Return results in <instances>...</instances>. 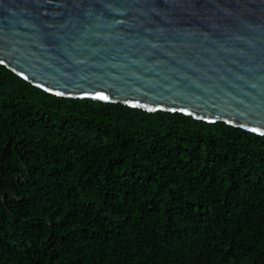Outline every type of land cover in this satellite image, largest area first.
<instances>
[{
	"label": "trees",
	"instance_id": "1",
	"mask_svg": "<svg viewBox=\"0 0 264 264\" xmlns=\"http://www.w3.org/2000/svg\"><path fill=\"white\" fill-rule=\"evenodd\" d=\"M0 264H264V136L0 65Z\"/></svg>",
	"mask_w": 264,
	"mask_h": 264
},
{
	"label": "water",
	"instance_id": "2",
	"mask_svg": "<svg viewBox=\"0 0 264 264\" xmlns=\"http://www.w3.org/2000/svg\"><path fill=\"white\" fill-rule=\"evenodd\" d=\"M0 65L57 97L264 136V0H0Z\"/></svg>",
	"mask_w": 264,
	"mask_h": 264
},
{
	"label": "snow or ice",
	"instance_id": "3",
	"mask_svg": "<svg viewBox=\"0 0 264 264\" xmlns=\"http://www.w3.org/2000/svg\"><path fill=\"white\" fill-rule=\"evenodd\" d=\"M101 99H106V97H100Z\"/></svg>",
	"mask_w": 264,
	"mask_h": 264
}]
</instances>
